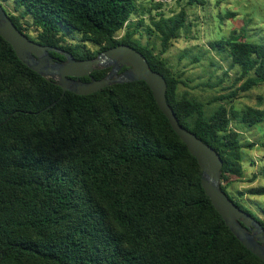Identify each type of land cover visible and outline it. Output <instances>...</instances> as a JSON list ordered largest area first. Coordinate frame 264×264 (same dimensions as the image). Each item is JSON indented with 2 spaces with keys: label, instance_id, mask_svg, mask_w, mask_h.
<instances>
[{
  "label": "trees",
  "instance_id": "16d2710c",
  "mask_svg": "<svg viewBox=\"0 0 264 264\" xmlns=\"http://www.w3.org/2000/svg\"><path fill=\"white\" fill-rule=\"evenodd\" d=\"M184 1L194 7L207 0ZM0 4L30 40L76 60L94 59L119 45L141 52L164 76L167 101L180 124L223 160L222 190L251 214L244 196H264V186L237 196L227 188L244 177L242 150L254 144H243L232 128L235 112L226 104L208 114L205 103L180 93L187 83L163 58L188 27L185 8L150 18L149 30L160 39L158 54L136 38L144 20L133 29L129 25L139 13L138 0ZM210 46L227 52L219 56L237 70L236 84L245 80L213 101L232 102L264 87V43L229 38ZM110 70L96 69L92 76L103 79ZM62 95L60 86L25 65L0 36V264H264L206 195L197 159L145 82L115 84L87 96ZM262 121L261 106L247 107L240 118L247 126ZM253 217L264 227L263 219Z\"/></svg>",
  "mask_w": 264,
  "mask_h": 264
},
{
  "label": "rangeland",
  "instance_id": "374dc122",
  "mask_svg": "<svg viewBox=\"0 0 264 264\" xmlns=\"http://www.w3.org/2000/svg\"><path fill=\"white\" fill-rule=\"evenodd\" d=\"M10 3V2H9ZM139 13L134 15L129 25L135 28L140 19L144 24L140 27L136 38L143 45H150L160 53V39L151 33V17L163 14L171 17L186 9L188 27H184L163 58L172 68L174 74L186 81L187 86L180 85V93H187L206 104V111L211 114L219 105L226 104L235 112L232 128L241 134L243 144H254L242 150L245 175L234 180L227 188L228 192L237 196L246 192L251 186H264V121L247 126L240 122L243 111L249 107L261 106L264 102V87L241 95L229 101H213L228 96L243 81L236 84L239 76L236 69L230 68V61L219 55L226 51L213 50L210 43L221 39L245 38L248 41L264 43V0H207L204 6L189 7L185 1L178 0H138ZM11 9V8H9ZM125 31L120 32V39ZM89 47L96 49L94 45ZM232 112V113H233ZM255 177L253 183L251 179ZM243 206L255 217L264 220L260 206H264V196L246 195Z\"/></svg>",
  "mask_w": 264,
  "mask_h": 264
},
{
  "label": "water",
  "instance_id": "95a60500",
  "mask_svg": "<svg viewBox=\"0 0 264 264\" xmlns=\"http://www.w3.org/2000/svg\"><path fill=\"white\" fill-rule=\"evenodd\" d=\"M0 36L12 45L25 65L60 86L63 89L62 97L66 92L87 96L115 84L145 82L173 131L197 159L202 170L201 184L206 195L232 233L264 262V227L251 214L237 206L222 190L223 160L215 149L180 124L167 101V83L164 76L152 70L141 52L127 45H119L101 52L94 59L76 60L64 50L30 40L17 29L1 4ZM51 52L61 54L65 60H55ZM125 67L127 69L121 72ZM107 68L111 70L105 78L97 80L92 76L96 69ZM85 77L90 81L81 80ZM54 105L56 103L49 108Z\"/></svg>",
  "mask_w": 264,
  "mask_h": 264
}]
</instances>
